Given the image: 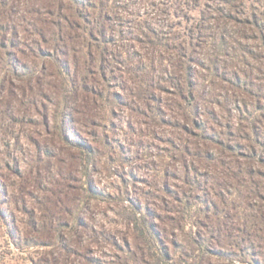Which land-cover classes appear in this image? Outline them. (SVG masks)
I'll return each mask as SVG.
<instances>
[{"label": "rangeland", "instance_id": "rangeland-1", "mask_svg": "<svg viewBox=\"0 0 264 264\" xmlns=\"http://www.w3.org/2000/svg\"><path fill=\"white\" fill-rule=\"evenodd\" d=\"M116 5L114 17L130 21V29L145 27V41L137 31L128 34L130 64L115 65L110 88L120 96L103 104L101 126L82 129L96 146L87 173L97 198L80 189L75 150L43 124L28 103L29 88L22 95L25 84L15 77L0 83V264H264V147L254 138L264 132V100L257 105L255 97L237 95L208 66L219 55L232 71L250 65L264 76V0ZM175 64L196 70L214 128L229 131L227 148L205 141L187 111L159 108L158 98L176 100L167 81ZM242 101L245 111L236 109ZM56 194L85 200L79 223L52 227ZM133 201L154 225L155 243L127 223ZM57 232V246L35 245Z\"/></svg>", "mask_w": 264, "mask_h": 264}, {"label": "trees", "instance_id": "trees-1", "mask_svg": "<svg viewBox=\"0 0 264 264\" xmlns=\"http://www.w3.org/2000/svg\"><path fill=\"white\" fill-rule=\"evenodd\" d=\"M13 1H16L15 4ZM117 8L116 0H0V22L1 18L5 20L0 26V83L11 82L15 77L25 84L20 89L22 95L29 88L28 103L43 124L53 129L67 149L75 150L71 158L76 160V165L79 163L83 167L80 189L86 192V197L97 198L87 173L89 165L94 162L96 146L81 137L82 129L101 126L99 120L102 121L105 114L103 104L114 103V99L120 96L117 91L110 92V88L116 85L112 84L115 65L120 61L130 64V50L125 44L129 41L128 34L132 30L140 33V38L145 35V27L133 26L130 29L125 23H132L127 20L121 24L114 17ZM15 13L19 14V18L9 22L10 15ZM261 32L263 38L264 32ZM117 41H123L118 50L115 48ZM262 44L264 46V38ZM210 62L208 66L214 78L227 81L237 95L243 93L249 98L255 97L257 105L264 100V76H254L250 65L241 71H232L222 65L219 55ZM179 63L183 66L180 60ZM181 68L175 64L167 80L171 85V95L176 100L168 104L165 99L158 98L159 108L187 111L186 115L194 116L193 120L198 121L197 127L205 136V141L221 149L227 148L224 136L229 131L220 132L214 128L212 122L216 124L218 121L204 105L208 99L198 89L200 84L196 70H191L190 66ZM154 91L148 94L150 98ZM46 100L52 106L50 112L43 104ZM225 103L221 101L218 105L225 106ZM242 106L247 110L249 104L242 101L236 109L245 111L240 108ZM259 121L254 123L256 129L260 126ZM254 138L264 147V132H259ZM232 149L241 152L233 145ZM55 196L51 204L52 227L58 229L69 221L72 224L77 221L85 200L81 197L73 199V195L66 198L60 194ZM130 204L131 210L125 215L127 223L148 239L152 236L151 241L155 243L160 237L156 235L154 225L136 208L137 202ZM52 224L50 222V226ZM83 228L90 231L86 226ZM61 241L62 236L57 232L56 238L39 240L35 245L57 246Z\"/></svg>", "mask_w": 264, "mask_h": 264}]
</instances>
